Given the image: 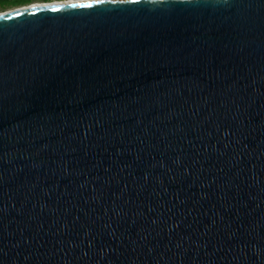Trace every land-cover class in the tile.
<instances>
[{"label":"water","instance_id":"95a60500","mask_svg":"<svg viewBox=\"0 0 264 264\" xmlns=\"http://www.w3.org/2000/svg\"><path fill=\"white\" fill-rule=\"evenodd\" d=\"M0 264H264V0L1 17Z\"/></svg>","mask_w":264,"mask_h":264},{"label":"snow or ice","instance_id":"6c2138e0","mask_svg":"<svg viewBox=\"0 0 264 264\" xmlns=\"http://www.w3.org/2000/svg\"><path fill=\"white\" fill-rule=\"evenodd\" d=\"M129 2V0H87V2H84V0H79V2H72L68 3L66 5L67 8L70 9H97L100 5H103L105 3H125ZM130 2H136V0H130ZM62 8H53L52 11L54 12H60Z\"/></svg>","mask_w":264,"mask_h":264},{"label":"rangeland","instance_id":"374dc122","mask_svg":"<svg viewBox=\"0 0 264 264\" xmlns=\"http://www.w3.org/2000/svg\"><path fill=\"white\" fill-rule=\"evenodd\" d=\"M54 1L63 0H0V13H4L31 4L49 3Z\"/></svg>","mask_w":264,"mask_h":264},{"label":"bare ground","instance_id":"6f19581e","mask_svg":"<svg viewBox=\"0 0 264 264\" xmlns=\"http://www.w3.org/2000/svg\"><path fill=\"white\" fill-rule=\"evenodd\" d=\"M72 2H79V0H63V1H54L49 3H39V4H31L28 6H24L21 8H16L14 10H10L4 13H0V18L4 16H8L10 14L26 11V10H33V9H39V8H47V7H56V6H66L68 3ZM84 2H87V0H84Z\"/></svg>","mask_w":264,"mask_h":264}]
</instances>
